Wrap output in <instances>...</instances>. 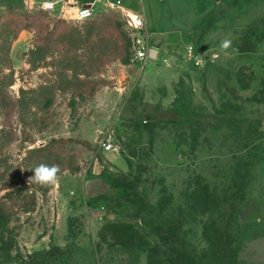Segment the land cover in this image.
I'll use <instances>...</instances> for the list:
<instances>
[{"label": "rangeland", "instance_id": "1", "mask_svg": "<svg viewBox=\"0 0 264 264\" xmlns=\"http://www.w3.org/2000/svg\"><path fill=\"white\" fill-rule=\"evenodd\" d=\"M41 2L0 0V264H264V0H122L84 22ZM135 14L182 36L170 98L139 82L168 71L136 60ZM41 163L58 185L28 183Z\"/></svg>", "mask_w": 264, "mask_h": 264}, {"label": "built area", "instance_id": "2", "mask_svg": "<svg viewBox=\"0 0 264 264\" xmlns=\"http://www.w3.org/2000/svg\"><path fill=\"white\" fill-rule=\"evenodd\" d=\"M64 3L69 9H75V13L69 14L65 11V7L62 8V14L64 16L78 21L84 22L89 21L95 18L96 16V6L99 3L112 8V9H120L123 6L122 0H94L92 3L78 6L74 4L70 0H42L40 3V8L47 12H54L58 9V5ZM131 23L133 25L134 31L132 33V42L133 49L135 52V58L141 64H147L150 58V50L152 37L149 33L146 32V21L143 15L135 14L131 18ZM185 59L194 64L197 67H202L206 62L207 58H205L202 54H200L196 47L193 44H188L186 47ZM101 149L105 152H110L115 149L113 142L109 139H101L99 142Z\"/></svg>", "mask_w": 264, "mask_h": 264}, {"label": "crops", "instance_id": "3", "mask_svg": "<svg viewBox=\"0 0 264 264\" xmlns=\"http://www.w3.org/2000/svg\"><path fill=\"white\" fill-rule=\"evenodd\" d=\"M55 1H59V0H55ZM70 1L73 2L74 4H77L78 6H83V5H87V4L92 3L94 0H92V1L86 0L85 3L82 5H80L77 0H70ZM163 33H164V39L161 42V47H160L157 59L156 60H150V62H148L147 64L144 65L143 70H145V68L148 64L155 63L156 61H158V59H160V57L162 56V53H163L165 55V59H164V63L166 65L165 69H166V72L168 71L166 74L167 75V81L154 83V85H150L148 83L154 77L153 78L146 77L147 73L144 71L143 74H141V78H140L141 81L139 80V82L144 86L146 91H150L149 89H151V91L155 90L156 93L161 87H165L167 89V94L170 98L173 87H174L176 81L180 78L182 72L179 70L180 64H179L178 58L169 52L168 47L178 44L182 40V36L180 34H178L179 32H176V31H175V33H165V32H163ZM158 68H160V67H158ZM155 72H156V74H159L158 70H152L153 74ZM121 165H124V164H121ZM121 165H119L118 167H120L122 169Z\"/></svg>", "mask_w": 264, "mask_h": 264}, {"label": "clouds", "instance_id": "4", "mask_svg": "<svg viewBox=\"0 0 264 264\" xmlns=\"http://www.w3.org/2000/svg\"><path fill=\"white\" fill-rule=\"evenodd\" d=\"M231 40L225 39L221 42V49L225 51L227 55V49L231 47ZM23 170V169H22ZM33 175L29 177L28 183H35L43 187L56 186L60 180L61 169L58 165H48L41 163L30 169ZM64 175H67V170H64Z\"/></svg>", "mask_w": 264, "mask_h": 264}, {"label": "trees", "instance_id": "5", "mask_svg": "<svg viewBox=\"0 0 264 264\" xmlns=\"http://www.w3.org/2000/svg\"><path fill=\"white\" fill-rule=\"evenodd\" d=\"M197 178H198V176H197ZM201 192V191H200ZM198 193H199V191L197 190V188H195L194 190H193V192H192V197H191V200L193 201V199H194V201H193V203H192V201L190 202V204H191V208L193 209V210H196V211H202L201 213L202 214H204V213H206L208 210L207 209H209L208 207H209V202H205V201H202V199H199L198 198ZM207 194V193H206ZM208 195V194H207ZM232 219V218H231ZM228 220L227 222H226V226H228V227H230L231 226V223H232V221L233 220ZM225 220V219H224ZM213 222L211 223V222H209V223H205L204 224V228H205V234H206V236H207V238H209V234L208 233H210L211 232V229L213 228ZM124 228H127L128 230H133V227H132V225L131 224H125V223H113V224H110L108 227H106V229L104 230L105 232L106 231H108L109 233H113V235H114V238L115 237H118V234H122L123 233V229ZM115 229H118V230H115ZM115 230V231H114ZM135 231V230H134ZM214 232L216 233V237H217V235H219V234H221L220 233V231L219 230H214ZM116 234V235H115ZM101 235H104V232H101ZM135 235H138V233H137V231H135ZM135 235H133V236H131V238H133V237H135ZM218 237H220V236H218ZM217 237V238H218ZM119 238V237H118ZM218 239H220V238H218ZM222 242H220V244H221ZM223 244V243H222ZM226 244H228V242H226ZM225 244V245H226ZM224 245V244H223ZM224 245V246H225ZM227 247H228V245H227ZM225 249H227V248H225ZM224 249V250H225ZM230 252V251H229Z\"/></svg>", "mask_w": 264, "mask_h": 264}, {"label": "water", "instance_id": "6", "mask_svg": "<svg viewBox=\"0 0 264 264\" xmlns=\"http://www.w3.org/2000/svg\"><path fill=\"white\" fill-rule=\"evenodd\" d=\"M163 40L162 34H155L151 43L150 58L156 60Z\"/></svg>", "mask_w": 264, "mask_h": 264}]
</instances>
